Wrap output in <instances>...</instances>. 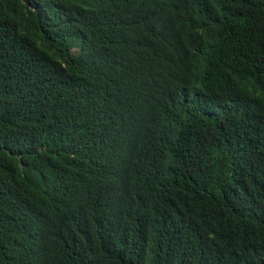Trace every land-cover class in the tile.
<instances>
[{"label":"trees","instance_id":"obj_1","mask_svg":"<svg viewBox=\"0 0 264 264\" xmlns=\"http://www.w3.org/2000/svg\"><path fill=\"white\" fill-rule=\"evenodd\" d=\"M0 264H264V0H0Z\"/></svg>","mask_w":264,"mask_h":264}]
</instances>
